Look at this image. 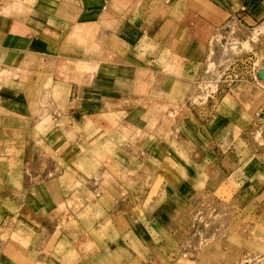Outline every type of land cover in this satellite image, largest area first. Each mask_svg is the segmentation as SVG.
Segmentation results:
<instances>
[{
    "label": "rangeland",
    "instance_id": "374dc122",
    "mask_svg": "<svg viewBox=\"0 0 264 264\" xmlns=\"http://www.w3.org/2000/svg\"><path fill=\"white\" fill-rule=\"evenodd\" d=\"M196 73L184 117L197 142L155 157L154 175L91 178L64 205L75 180H52L35 119L0 109V264H264V12L218 28ZM69 221L75 241L53 245ZM14 242L30 261L9 259Z\"/></svg>",
    "mask_w": 264,
    "mask_h": 264
},
{
    "label": "crops",
    "instance_id": "0c3cea01",
    "mask_svg": "<svg viewBox=\"0 0 264 264\" xmlns=\"http://www.w3.org/2000/svg\"><path fill=\"white\" fill-rule=\"evenodd\" d=\"M263 12L264 0H0V82L11 83L0 86V109L33 117L53 150L52 180H75L58 204L94 177L136 167L154 175L155 157L194 145L184 117L190 78L218 28ZM69 223L53 245L75 241L65 240ZM9 250L11 261L32 259L18 243Z\"/></svg>",
    "mask_w": 264,
    "mask_h": 264
},
{
    "label": "water",
    "instance_id": "95a60500",
    "mask_svg": "<svg viewBox=\"0 0 264 264\" xmlns=\"http://www.w3.org/2000/svg\"><path fill=\"white\" fill-rule=\"evenodd\" d=\"M262 77H264V73H262Z\"/></svg>",
    "mask_w": 264,
    "mask_h": 264
}]
</instances>
